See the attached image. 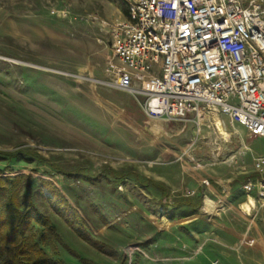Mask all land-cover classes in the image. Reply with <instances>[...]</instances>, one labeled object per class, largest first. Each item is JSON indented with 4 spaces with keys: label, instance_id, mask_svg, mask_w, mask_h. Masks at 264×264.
Returning <instances> with one entry per match:
<instances>
[{
    "label": "rangeland",
    "instance_id": "rangeland-1",
    "mask_svg": "<svg viewBox=\"0 0 264 264\" xmlns=\"http://www.w3.org/2000/svg\"><path fill=\"white\" fill-rule=\"evenodd\" d=\"M126 11L0 0V178L33 208L24 235L44 264H264V204L242 208L264 137L220 113L166 124L108 86Z\"/></svg>",
    "mask_w": 264,
    "mask_h": 264
},
{
    "label": "built area",
    "instance_id": "built-area-1",
    "mask_svg": "<svg viewBox=\"0 0 264 264\" xmlns=\"http://www.w3.org/2000/svg\"><path fill=\"white\" fill-rule=\"evenodd\" d=\"M125 2L108 24V86L140 97L149 118L220 113L264 137V0ZM253 171L242 188L264 204V154Z\"/></svg>",
    "mask_w": 264,
    "mask_h": 264
},
{
    "label": "trees",
    "instance_id": "trees-1",
    "mask_svg": "<svg viewBox=\"0 0 264 264\" xmlns=\"http://www.w3.org/2000/svg\"><path fill=\"white\" fill-rule=\"evenodd\" d=\"M16 179L19 177L12 181ZM4 181L0 178V264H44L47 259L45 252L33 239L24 235L32 219L33 208L29 205L27 211L21 210L18 190L7 188ZM40 218L44 219L43 216Z\"/></svg>",
    "mask_w": 264,
    "mask_h": 264
},
{
    "label": "bare ground",
    "instance_id": "bare-ground-1",
    "mask_svg": "<svg viewBox=\"0 0 264 264\" xmlns=\"http://www.w3.org/2000/svg\"><path fill=\"white\" fill-rule=\"evenodd\" d=\"M215 119H216V117H215ZM215 125H216L217 130L219 131V135L227 136V133L224 131L223 126H222V123H221L220 120L216 119L215 120ZM253 206H254V201L252 199H249V201L247 203H245L242 206V208H245L247 211H251V208Z\"/></svg>",
    "mask_w": 264,
    "mask_h": 264
},
{
    "label": "crops",
    "instance_id": "crops-1",
    "mask_svg": "<svg viewBox=\"0 0 264 264\" xmlns=\"http://www.w3.org/2000/svg\"><path fill=\"white\" fill-rule=\"evenodd\" d=\"M111 53V52H110ZM112 56V55H111ZM219 114V113H218ZM218 114H214L216 117L218 116ZM253 175H254V171H253V163H252V170H251V172H250V174H249V176H248V178H251V177H253ZM246 194V193H245ZM246 196H247V194H246ZM249 198H252L253 199V201H254V204H256V202H258L259 203V201L256 199V197H255V195H254V193H252V195H249V196H247V201H249ZM255 208V207H254Z\"/></svg>",
    "mask_w": 264,
    "mask_h": 264
},
{
    "label": "water",
    "instance_id": "water-1",
    "mask_svg": "<svg viewBox=\"0 0 264 264\" xmlns=\"http://www.w3.org/2000/svg\"><path fill=\"white\" fill-rule=\"evenodd\" d=\"M164 122L167 124V123H169V122H171V121H169V120H164ZM174 124H177L180 128H182V127H184V124H185V122L184 121H180V120H174V121H172Z\"/></svg>",
    "mask_w": 264,
    "mask_h": 264
}]
</instances>
